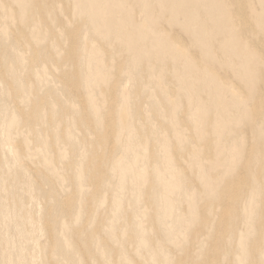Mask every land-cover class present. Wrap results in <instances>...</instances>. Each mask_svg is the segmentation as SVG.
Returning <instances> with one entry per match:
<instances>
[{
	"label": "bare ground",
	"instance_id": "1",
	"mask_svg": "<svg viewBox=\"0 0 264 264\" xmlns=\"http://www.w3.org/2000/svg\"><path fill=\"white\" fill-rule=\"evenodd\" d=\"M194 1L0 0V155L64 234L40 264H264V0Z\"/></svg>",
	"mask_w": 264,
	"mask_h": 264
},
{
	"label": "rangeland",
	"instance_id": "2",
	"mask_svg": "<svg viewBox=\"0 0 264 264\" xmlns=\"http://www.w3.org/2000/svg\"><path fill=\"white\" fill-rule=\"evenodd\" d=\"M203 0H197L196 2L194 1V2H187V7H185V10H188L189 9V14L188 15H192L194 12H196V10L197 11H202V12H208V11H206L205 10V8H202V4L200 3V2H202ZM118 15H119V9L117 10L116 8H113L112 9V13H111V18L113 19V18H118ZM29 57H30V55H29ZM148 57L149 56H147V55H145L143 58L145 59V58H147L148 59ZM42 84H43V82H42ZM44 85V84H43ZM55 85L57 86H61L60 85V83H55ZM155 85V84H154ZM42 86V85H41ZM0 89H1V87H0ZM62 97H64V99L63 100H61L62 99ZM62 97H60V100L62 101V102H64L66 105L68 104L69 105V109L71 108H73V104L71 105V103H72V101H69L70 99H67L66 97L67 96H65V95H62ZM65 98H66V100H65ZM153 101V100H152ZM151 101V102H152ZM74 102V101H73ZM70 103V104H69ZM75 103H76V101H75ZM75 103H74V105H75ZM148 103V102H147ZM149 103H150V101H149ZM64 104V106H63V104L61 105L62 106V108L63 109H65L64 110V112H62L63 111V109L62 108H60L61 106H59V108L62 110L61 112L64 114H58L59 116H60V118H62V115H63V117L64 116H66L67 117V119H69L70 117H72V119L70 118L69 119V121H73V118H78V116H76V115H74V114H72L71 115V113H72V110H71V112H70V110H68V106L66 107V105ZM5 106V102H4V96L0 93V109H3V107ZM72 106V107H71ZM67 110H68V112H67ZM66 112H67V115H66ZM71 116H70V115ZM57 115V116H58ZM59 116L58 117H56V115L55 116H53V117H51V118H53V120H54V118H57L58 120H60V118H59ZM57 119H55L54 121H57L58 122V120ZM53 121V122H54ZM3 123H6V120H4V122ZM76 128H77V126H76ZM79 128V127H78ZM81 128V127H80ZM78 138H79V140L81 139L82 141L81 142H83L85 139H84V137L83 136H81L80 134H79V136H78ZM78 138H77V140H78ZM55 142V141H54ZM76 145H78V146H80V145H84V143H80V145H79V143H76L75 144V146H74V148H76V150H75V153H74V149H70L71 151L69 152V153H71V155H72V157H71V155H68V160H70V161H72L73 160V156H75V154L77 153L76 151H78V146H76ZM81 147V146H80ZM6 149V153L5 152H2V155H0V170L2 169V170H4V168H2V167H4L5 166V168H6V170L5 171H2V172H0V175L2 176V180L4 181L5 180V182L6 181H8V180H10V181H8L7 182V185H5V187L7 188V194L5 193L6 192V190L5 191H3L2 189L3 188H5L4 187V183L2 182V180H1V178H0V194H6V195H4L3 197H2V195H0V226H2V229L0 228V240H4L5 241V244H6V246H7V248H11L12 250H11V253H12V255H11V257H10V261H11V263L10 264H33V262L31 261V260H34L37 264H40L39 262V260H40V255L39 254H41L40 252H42L43 250H41V249H39V247H41V245L42 244H44L45 243V241L46 242H52V243H57V241L58 240H60L59 239V236H60V238H61V236H63L64 234L60 231V233H59V227L58 226H55V227H57V228H52L53 226H52V222H54V221H52L53 219H55V222H56V224L57 225H59V221H61V219L63 218L62 216H64V221H66V218H65V215H66V213L64 212H62V214H61V217H59L58 215L57 216H55V215H53V219L51 220L52 222H49L48 221V223H47V225L50 227V230H57V234L59 235H57V234H55V235H57L56 237H52V236H54V235H51V234H48L49 233V230H46V233L44 232V235H43V227H40L39 228V224H40V221L39 222H37L38 221V219L40 218L41 219V217L42 216H44L43 214H45V211H43L44 210V208L46 207L45 206V203H43L42 201L45 199V195L44 196H42L41 194L39 195L38 193H37V191H34L35 193H37V194H35L34 195V192H31V194H30V191H29V189H27L26 190V192H25V195H27V197L23 194L24 193V191H23V189L22 188H25V186L23 187V185H24V183L23 182H19L20 180H18V179H16V180H13L14 179V177L16 178V176H14L15 174L17 175V178H18V173H19V171H15V169H14V167L16 166V169L18 168L19 169V165L16 163L17 161V159H16V157H15V155H14V153H13V149L11 150V149H9L8 147H6L5 148ZM3 151V150H2ZM1 153V152H0ZM78 154V153H77ZM71 157V158H70ZM15 159V160H14ZM65 161V160H64ZM14 162V163H13ZM69 162V161H68ZM9 163H11V164H9ZM4 164H6V165H4ZM16 164V165H15ZM63 164V163H62ZM15 165V166H14ZM18 165V166H17ZM2 166V167H1ZM62 166H64V169H65V164H63ZM60 168H62L61 166H60ZM13 170V172H11L12 170ZM11 170V171H10ZM9 171H10V173L11 174H8L9 173ZM66 171V170H65ZM3 172H4V175H2L3 174ZM14 172H17V173H15L14 174ZM12 175V176H11ZM9 178V179H8ZM7 179V180H6ZM12 181V182H11ZM15 182V185L17 186V187H19V185H18V182H19V184H21V183H23L21 186H20V188H17V187H15V185H14V182ZM22 181V180H21ZM9 185V186H8ZM14 187H13V186ZM3 186V187H2ZM14 188V190H13V188ZM22 187V188H21ZM72 187V186H71ZM9 188H12V189H9ZM70 190H72L71 188H69ZM2 190V191H1ZM10 190H12V192H10ZM21 190V191H20ZM14 191V192H13ZM17 191H19V192H22V193H19V192H17ZM69 191V190H68ZM2 192V193H1ZM16 193V194H15ZM20 194V195H19ZM30 194V195H29ZM22 195H24L25 197H26V199H25V197H23ZM5 196L8 198V201H7V198H5ZM12 197V199H11V197ZM21 196L23 197L22 198V200L23 201H28L27 203L25 202V204H24V202H22V204L20 203V207L21 206H27V207H29V211H31V212H29V214H31V215H29V214H27L28 216H26V217H22V218H20L19 219V217H21L20 215V212H18L19 210V206H17V205H19L18 204V202L19 201H22V200H20L21 199ZM36 196V197H35ZM18 197V198H17ZM42 197L44 198L42 201H41V199H42ZM48 197V196H47ZM4 198V199H3ZM37 198V199H36ZM19 199V200H18ZM25 199V200H24ZM2 200L4 201V202H2ZM15 201V202H14ZM11 204H10V203ZM42 202V203H41ZM9 203V204H8ZM15 203V204H14ZM4 204V205H3ZM5 204H7V205H5ZM17 204V205H16ZM44 205V206H43ZM6 206H8V207H6ZM44 207V208H43ZM3 208V209H2ZM127 208V207H126ZM16 209V210H15ZM17 211V212H16ZM42 211H43V214H42ZM34 213V214H33ZM1 214H4V215H1ZM47 216V215H46ZM39 217V218H38ZM66 217H67V215H66ZM37 218V219H36ZM58 218H59V223L56 221V219L58 220ZM23 220V221H22ZM147 220H148V216H142L140 219H139V222H142V223H144V224H146V222H147ZM43 221H45V218L43 219ZM55 222H54V224H55ZM138 222V223H139ZM26 223V224H25ZM42 223V225L44 224L43 222H41ZM49 223H51V225H49ZM120 223H121V221H120ZM120 223H118V225L120 224ZM123 223V222H122ZM53 224V225H54ZM30 225V226H29ZM37 225V226H36ZM27 226L29 227V228H27ZM47 226V227H48ZM121 226H123L122 224H121ZM121 226H119V227H121ZM36 227L38 228V229H36ZM48 227V228H49ZM27 228V229H26ZM47 228V229H48ZM125 227H122L121 229H124ZM41 229V230H40ZM28 230V231H27ZM30 230V231H29ZM25 231V232H24ZM48 231V232H47ZM52 232H55V231H52ZM33 233V234H32ZM50 233H51V231H50ZM22 234V235H21ZM29 234V235H28ZM53 234V233H52ZM47 235H49V236H47ZM28 236V237H27ZM32 236H34V237H32ZM45 236V237H44ZM46 236H47V238H46ZM24 237V238H23ZM40 239H39V238ZM43 237V238H42ZM32 238V239H31ZM42 238V239H41ZM37 239H39L38 240V242H37ZM43 239H44V241H43ZM51 241H50V240ZM22 240H24V241H22ZM3 241V242H4ZM20 241H21V243H20ZM40 241V242H39ZM17 243H20V244H22V245H25V246H22L23 247V249L22 250H20L18 247H17ZM38 243H42L41 245L40 244H38ZM49 243V245H51ZM97 244V243H96ZM100 244V247L103 245H101V243H99ZM99 244H97V246H99ZM31 245V246H30ZM96 246V247H97ZM14 247V248H13ZM28 249H27V248ZM95 247V246H94ZM42 255V254H41ZM54 257H55V259H60L59 257H56L55 255H54ZM15 260H14V259ZM0 264H2L1 262H0Z\"/></svg>",
	"mask_w": 264,
	"mask_h": 264
}]
</instances>
